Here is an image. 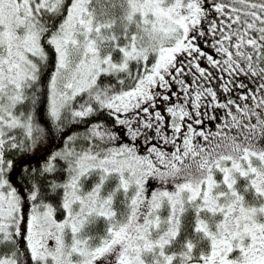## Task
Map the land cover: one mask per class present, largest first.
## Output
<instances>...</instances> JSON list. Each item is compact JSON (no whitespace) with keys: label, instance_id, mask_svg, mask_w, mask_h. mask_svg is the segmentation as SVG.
I'll use <instances>...</instances> for the list:
<instances>
[{"label":"snow or ice","instance_id":"snow-or-ice-1","mask_svg":"<svg viewBox=\"0 0 264 264\" xmlns=\"http://www.w3.org/2000/svg\"><path fill=\"white\" fill-rule=\"evenodd\" d=\"M0 264H264V0H0Z\"/></svg>","mask_w":264,"mask_h":264},{"label":"trees","instance_id":"trees-1","mask_svg":"<svg viewBox=\"0 0 264 264\" xmlns=\"http://www.w3.org/2000/svg\"><path fill=\"white\" fill-rule=\"evenodd\" d=\"M48 139L52 141L51 146H49L50 151L54 150L56 147L59 146L60 141L58 139V135L53 134V135L49 136ZM41 143H42V146H45V144H46V142H43V141Z\"/></svg>","mask_w":264,"mask_h":264}]
</instances>
